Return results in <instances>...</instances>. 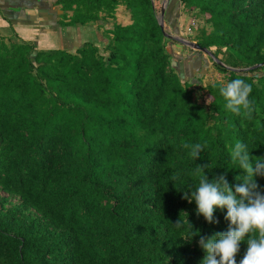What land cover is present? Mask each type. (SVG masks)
I'll list each match as a JSON object with an SVG mask.
<instances>
[{
    "label": "trees",
    "instance_id": "16d2710c",
    "mask_svg": "<svg viewBox=\"0 0 264 264\" xmlns=\"http://www.w3.org/2000/svg\"><path fill=\"white\" fill-rule=\"evenodd\" d=\"M154 1L59 0L60 28L114 21L101 44L73 51L0 33V264H200V235L226 231L225 210L206 223L182 192L198 184L196 165L238 183L236 139L264 158V0H169L163 27L192 18L187 35L210 63L163 35ZM192 52L221 80L182 77L172 64ZM237 77L252 85L246 115L218 91ZM255 181L264 193V177ZM187 221L199 235L187 238Z\"/></svg>",
    "mask_w": 264,
    "mask_h": 264
},
{
    "label": "clouds",
    "instance_id": "9594fccd",
    "mask_svg": "<svg viewBox=\"0 0 264 264\" xmlns=\"http://www.w3.org/2000/svg\"><path fill=\"white\" fill-rule=\"evenodd\" d=\"M218 91L224 108L231 114L246 115L253 111L252 85L244 79L228 80L218 86ZM202 151L200 143L190 146L193 161ZM250 152L249 145L239 139L230 146L229 162L242 172L238 183L230 186L224 174L209 180L204 168L196 165L195 171L202 173L198 184L182 192V198L194 202L196 215L202 216L206 223H216L214 211L225 210L226 231L200 235L198 246L204 252L200 264H237L235 256L242 242L246 250L239 264H264V193L258 190L255 181L256 177H264V158L252 157ZM187 224L190 227L187 238L199 235L192 231L188 221ZM175 227L183 229L184 222L179 219Z\"/></svg>",
    "mask_w": 264,
    "mask_h": 264
},
{
    "label": "crops",
    "instance_id": "0c3cea01",
    "mask_svg": "<svg viewBox=\"0 0 264 264\" xmlns=\"http://www.w3.org/2000/svg\"><path fill=\"white\" fill-rule=\"evenodd\" d=\"M58 1L59 0H0V30L4 31L5 29L12 28L17 36L19 31L28 33L29 37L37 39L38 46L36 45V47L38 49H43L40 47L42 45H48L47 41H57V46H60L58 48H65L66 50L69 45L66 44L68 40H73L77 43L76 47L73 48L74 50L78 48L81 43L86 41L96 44H101L103 42L101 33L109 29L114 21L110 22L111 20H109L108 22H98L87 26H76L66 29L60 28L61 8L57 5ZM121 9V7L117 9L115 17H117ZM115 22L119 21L115 20ZM36 27L37 29H34ZM45 28L48 29L49 32H45ZM42 31L45 32L46 35L42 33ZM90 31L99 38V41L95 42L81 38L82 33L83 35L86 34L87 37L90 36ZM37 34H40V36H37ZM73 36H76V38L74 39Z\"/></svg>",
    "mask_w": 264,
    "mask_h": 264
},
{
    "label": "rangeland",
    "instance_id": "374dc122",
    "mask_svg": "<svg viewBox=\"0 0 264 264\" xmlns=\"http://www.w3.org/2000/svg\"><path fill=\"white\" fill-rule=\"evenodd\" d=\"M166 2H167V0H155L154 1L155 9L160 11V7L164 3H166ZM170 4L171 3H169V0H168L167 5H166V8H169V10H168L169 20L171 19V16L170 15H173V16L175 15V14H171V12L173 10L172 8L174 7V4L171 5V7H169ZM159 11H158V14H157L158 17H159ZM122 13L123 12L120 10L118 12L117 17H116V20H118L119 22H122L123 20H125L123 18V14ZM175 19L177 20L176 26L174 24L172 27H170L168 25V23H165L164 24V30L169 35H171L173 38H180V39L185 40V41H188V42L192 41L191 40V36L192 35L189 37L187 35L188 32L186 31V29L188 27V23L190 22V20L192 18H189V17H187L184 14H180V16H177ZM110 22H112V21H110ZM9 29L12 30V28H9ZM9 29H7V30H9ZM34 29H37V27L34 28ZM11 30H9V31H11ZM176 31H178V34L177 35H176ZM2 32H4V31L0 30V33H2ZM45 32H49V30L46 29ZM45 32L42 31V33H44L46 35ZM1 36H3V35H1ZM18 36H19V38H21V40H31L35 44V46L36 45L38 46V43L36 41L37 39L36 38H33V37H29V34L28 33H24L22 31L21 32L19 31ZM37 36H40V34H37ZM81 36H82L81 38H83L84 40H90V41H95V42L96 41H99V38H97L96 35L93 32H91V31H90V36L87 37V35L86 34L83 35V33H82ZM62 37H63V35H62ZM73 38L75 39L76 36H73ZM47 43H48V45H42L40 47L43 48V49L44 48H47V49H56V48L60 47V46H57V43H58L57 41H53V42L52 41H47ZM66 44H69L68 47H67L68 48L67 51H73L74 50L73 48L76 47V44L77 43H75V41H73V40H68ZM181 47H182V45L180 46V44H174L173 45V48L170 50L172 52L173 59H175L176 56H179V58H180L179 51H183L181 49ZM185 49L188 50L190 48H187L186 47ZM190 50L193 51L192 49H190ZM204 58H205V56H204ZM209 59H210L209 57H207V59H206L208 63H210ZM198 60H199L198 54L196 52H192L191 54L188 53L184 57V59H182V63L176 62V63H173L172 66L179 72V74H181L182 77L185 76L188 79H194V80L191 81L192 83L197 82L198 78L199 79L200 78L202 79V84L203 85H207V84H209V83H211V82H213L215 80H221V76L217 74V72L214 70V68L212 67L211 64H209L208 65V68H206V67H204L203 64H200L199 65L198 64ZM201 69H204V70L201 71ZM201 95H202L201 93H195L194 94V97H195L196 101L198 103H200V104L201 103H205L206 102V98H207V97H205V95H203V99H202L200 97Z\"/></svg>",
    "mask_w": 264,
    "mask_h": 264
},
{
    "label": "water",
    "instance_id": "95a60500",
    "mask_svg": "<svg viewBox=\"0 0 264 264\" xmlns=\"http://www.w3.org/2000/svg\"><path fill=\"white\" fill-rule=\"evenodd\" d=\"M168 2V0H167ZM167 2L164 3L161 7H160V11H159V17H158V23H159V26H160V29L163 33V35L170 39V40H175L177 42H179L180 44H182L183 46L185 47H188L194 51H198L208 57H212L211 53L209 51H207L205 48H201L199 47L196 43L194 42H188V41H185V40H182L180 38H173L171 35L165 33L164 31V27H163V20H164V14H165V10H166V5H167ZM220 64V62H218ZM221 65V64H220ZM263 64H260V65H257V66H254V67H251L249 69H245V70H233V69H230L231 71H236V72H244V71H248V70H253V69H256V68H259L260 66H262Z\"/></svg>",
    "mask_w": 264,
    "mask_h": 264
},
{
    "label": "built area",
    "instance_id": "2783aa9c",
    "mask_svg": "<svg viewBox=\"0 0 264 264\" xmlns=\"http://www.w3.org/2000/svg\"><path fill=\"white\" fill-rule=\"evenodd\" d=\"M189 30H190V29L188 28V29H187V32H188V33H189Z\"/></svg>",
    "mask_w": 264,
    "mask_h": 264
},
{
    "label": "flooded vegetation",
    "instance_id": "af4514ba",
    "mask_svg": "<svg viewBox=\"0 0 264 264\" xmlns=\"http://www.w3.org/2000/svg\"><path fill=\"white\" fill-rule=\"evenodd\" d=\"M170 25V24H169ZM171 27V26H170Z\"/></svg>",
    "mask_w": 264,
    "mask_h": 264
}]
</instances>
